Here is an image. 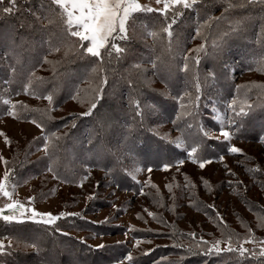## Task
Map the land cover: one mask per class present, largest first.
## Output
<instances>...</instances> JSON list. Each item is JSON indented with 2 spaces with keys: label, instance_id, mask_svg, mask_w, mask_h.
Wrapping results in <instances>:
<instances>
[{
  "label": "trees",
  "instance_id": "16d2710c",
  "mask_svg": "<svg viewBox=\"0 0 264 264\" xmlns=\"http://www.w3.org/2000/svg\"><path fill=\"white\" fill-rule=\"evenodd\" d=\"M7 7L15 10L6 14L3 9ZM175 11L182 15L171 29V38L162 29L173 19V10L167 16L156 11L133 14L129 39L120 42L128 51L119 58L115 53L111 58L105 53L101 61L79 51L78 38L67 34L60 19L61 9L51 4V0H16L15 5L0 0V117L7 115L15 104V118L36 121L42 129V134L30 144L27 142L16 150L14 156L19 154L18 162L9 172L8 182L19 186L35 177L41 181L49 173L59 182L73 186L82 183L88 169L93 168L102 170L109 178L108 183L138 192L140 184L131 176L136 167L159 170L165 163L172 167L182 160L198 163L219 158L226 150L225 142L207 138L203 131L210 120L207 101L213 106L224 97L226 101L231 99L234 129L243 130L256 117L264 115V0L253 3L198 0L192 9L178 5ZM150 32L157 35L153 37ZM201 45L204 47L196 51ZM56 48L60 50L55 51ZM238 74L242 77L236 80ZM50 94L51 105L44 99ZM18 95H25L26 99L11 100ZM97 96L98 99L94 98ZM5 100L9 103L5 104ZM73 100L81 112L55 114L54 108ZM137 100L145 113L143 117L136 115L134 101ZM239 102L244 104L238 107ZM91 103L96 108L90 115H82ZM149 105L153 107L149 109ZM241 108L246 115H236ZM157 124L174 129L177 137L168 140L160 136L153 129ZM261 127L260 132L264 131V125ZM242 130L239 135L244 133ZM45 138H50L47 151ZM181 142L185 149L177 148ZM41 146L44 152L38 153ZM193 148L197 151L189 157L188 152ZM255 169L252 175L264 178V166L258 161ZM170 181L166 184L169 192ZM191 181L189 177L187 197L209 214L203 200L198 199L200 185L191 187ZM201 183L211 185L207 179ZM39 185L35 187L34 197L48 191ZM145 194L150 198L148 203L154 214L151 219H157L153 222L165 227L164 235L173 245L138 253L132 256L131 264H145L147 259L149 264H264L263 255L250 252L241 255L227 249L208 253L210 243H203L227 241L231 237L234 246L240 240L257 238V234L264 233V206L260 203L246 201L252 218L239 215L236 224L219 221L213 215L215 228L206 232L200 227L185 229L178 225L177 219L164 218L166 202L161 204V200L165 196L155 185L150 184ZM81 223L75 216L59 218L53 225L31 221L9 223L0 219V239L7 238L12 244L0 254V264H32L36 260L46 263L56 254L59 259L80 256L84 251L82 246L63 245L68 239L60 231H77ZM134 231L140 239L158 234L149 225ZM29 243L37 248L29 250L25 247ZM96 251L85 250V257L95 255ZM165 254L168 260L161 258Z\"/></svg>",
  "mask_w": 264,
  "mask_h": 264
},
{
  "label": "rangeland",
  "instance_id": "374dc122",
  "mask_svg": "<svg viewBox=\"0 0 264 264\" xmlns=\"http://www.w3.org/2000/svg\"><path fill=\"white\" fill-rule=\"evenodd\" d=\"M138 2L152 9L163 8V2L158 4L156 0H138ZM239 77H242L241 74H238L236 80ZM248 84L250 83L248 82ZM221 90L224 89L221 88ZM23 98L25 95H18L11 100H22ZM224 98L226 99V97ZM225 99L213 106L210 101H207L210 120L208 119L203 126V131L207 138L225 142L224 148L226 150L218 155L219 158L206 160L210 162L206 163L204 168H200L199 162L185 160H182L183 163L179 162L168 169L153 170L136 167L131 176L140 184L138 192L122 190L117 185L108 183L109 178L106 174L102 170L93 168L88 169V174L85 176L87 178L82 183L73 186L59 182L49 173L41 181L35 177L19 186L14 184L16 182H8V178L6 186L11 193V198L0 194V209H3V215L12 214L11 210L4 208L6 204L19 201L20 204L24 205V208L19 209L18 213L25 212L26 215H31L27 211L29 208L41 213L49 212L53 215L64 212L68 214L64 217L75 216L82 222L77 231L71 229L60 231L67 234L68 240H65L63 245L68 246L76 243L75 245L80 244L82 246L84 251L80 253V256L67 255L59 259L56 254L49 262L44 263L36 260L32 264H131V261L125 258L128 254L138 256V253L144 254L151 248H164L173 245L164 235L167 231L165 227L153 222L157 219L152 220L148 214L152 212V208L149 207L148 203L150 198L145 193L150 184L159 188L165 196V200H161V204L166 202V216L163 214V217L168 216L167 218L177 219L178 225L185 229L200 227L206 232L213 231L215 228L213 215H216L219 221L226 220L233 224H236L239 215L244 216L245 219L252 218L247 209L246 201L252 199L264 206V178L254 177L255 163L258 161L264 166V142L259 137V135L264 136V131L260 132L261 126L264 125V115L256 117L257 119L252 120V125L246 126L243 130L241 128L234 129L230 118L229 102L231 99L227 101ZM243 104V102H239L237 105L241 107ZM236 110L239 111L237 106ZM54 111L56 115H61L73 111L81 112V108L74 105L73 100V103L54 108ZM116 120H119V117ZM222 128L232 133L229 140H224L221 136ZM153 129L168 140L175 139L178 134L174 132V129L160 124L155 125ZM241 130L244 133L239 135ZM0 133H2L0 135V156L4 157V160H0V178H3L4 172H10L18 162L19 154L14 156L16 150L22 149L27 142L30 144L35 137L42 134V129L37 127L33 121L20 120L7 114L0 117ZM5 137H7V142ZM183 143L177 144L179 145L177 148L185 149ZM233 145L240 148L241 152H229L228 148ZM38 148V153L44 152V147ZM221 156H223V160L220 159ZM189 177L193 180L191 187L200 185V192L197 191L198 199L203 200L204 205L208 207L209 214L204 212L200 206H196L192 198L187 197L188 192L190 193V186L187 183ZM170 179L172 181H170L171 190L169 192L166 189V184ZM204 179L209 180L213 188L211 185L204 186L201 183ZM38 185L43 186L48 191L37 193L34 197L36 192L34 190ZM30 197L32 199H29ZM174 201L175 204L172 205ZM191 202L194 205H191ZM170 211L173 213L171 212V214ZM39 220L40 218L37 217L36 220L24 221L46 225L37 222ZM148 225L154 228L158 234L151 237L145 236L141 239L136 238L134 229L144 230ZM240 227L242 228V226ZM241 228H239L240 231ZM257 235V238L240 240L238 245L232 247L239 248L242 245L248 249L247 252L261 255V249L264 248V233L260 232ZM0 241L7 244L9 239L1 238ZM225 242L221 241L220 247L226 250ZM30 245L29 243L27 248L33 250L34 248ZM97 245H104L105 247H97ZM87 249H96L97 251L95 255L85 257L84 252ZM155 253L161 254L163 252L156 251ZM163 256H161L162 260H168L166 254ZM147 261L150 260L147 259ZM147 261L143 263L149 264Z\"/></svg>",
  "mask_w": 264,
  "mask_h": 264
},
{
  "label": "snow or ice",
  "instance_id": "6c2138e0",
  "mask_svg": "<svg viewBox=\"0 0 264 264\" xmlns=\"http://www.w3.org/2000/svg\"><path fill=\"white\" fill-rule=\"evenodd\" d=\"M159 4L163 2V8L152 9L145 7L140 4L138 0H51V4L58 6L61 9L60 19L64 25V29L70 37L78 38L77 43L79 44V51L86 56L98 58L101 61L104 59V54L107 53L109 58L112 57L113 53H115L116 57L119 58L123 54H125L128 49L125 47H121V41H128V27L131 19L133 18V14L139 12H160L167 16L169 10H173V19L168 23L166 27L162 29L163 32L167 33L168 37L171 38L173 36V32L171 29L178 22L177 18L182 15V12L175 11L176 6L181 5L183 9H192L198 2V0H156ZM249 3L255 2V0H248ZM10 5H15L16 0H9ZM231 7V5H229ZM243 6V5H241ZM15 9L14 7H7L3 9L4 13H11ZM37 21L40 19L39 16L36 17ZM51 23V21H49ZM23 26V24L21 25ZM35 25H30V27H34ZM199 33V29H197ZM150 35L155 37L157 35L156 32H150ZM204 45L199 46L196 51H200ZM214 47L216 45L214 44ZM55 51H59V48L54 49ZM187 59V57H185ZM45 62H47V58H45ZM135 67H139V65H135ZM184 70H187V64L184 65ZM211 75V74H210ZM106 79L104 83H106ZM131 84V82H129ZM28 85H25V90L27 91ZM200 85L197 82V91L199 92ZM76 97L74 96L73 99ZM98 99L97 97H94ZM51 105L53 103V96L47 95L44 97ZM199 99V97H198ZM5 104H8L9 101L5 100ZM135 107L137 109L136 115L143 117L145 115L144 111L140 108V102L134 101ZM95 103H91L89 110L87 112L82 113V115H90L92 110L96 108ZM15 107L13 104L8 111L9 115L15 116ZM151 109L153 106H147ZM238 116L246 115L244 109L241 108L239 113H236ZM36 123V121H33ZM232 124H235V120L231 121ZM37 127H41V125H37ZM2 135V133H0ZM232 133L229 131L221 129V136L224 140H229L231 138ZM50 138H45V151L48 149V143ZM5 141L7 142V137H5ZM261 141L264 142V136L261 137ZM179 146V145H177ZM197 151V149L193 148L188 152V156L192 157L193 154ZM228 151L231 153H239L241 149L236 146H230ZM223 160V156L220 157ZM0 160H4V157L0 156ZM7 163V161H4ZM199 166L200 168H204L205 164L210 161L200 160ZM183 163V161H180ZM164 169H168L170 167L169 164L165 163L163 165ZM49 171L52 170L51 166H49ZM151 171V169H149ZM9 178V171H5L3 174V178H0V194L4 197L11 198V193L7 190L6 181ZM87 177H84L86 179ZM29 199H32L31 197ZM5 209L11 210V215H3V209H0V219H3L5 222H16L23 223L24 220H36L37 217L40 218L37 222H42L46 225H53L57 219L60 217H64L68 215L67 213L61 212L59 215H53L49 212H37L35 209L29 208L27 209L31 215H26L25 212H19L18 210L24 208V205L20 204L19 201H12L4 206ZM18 213V214H17ZM150 216L154 215L153 213H148ZM222 219V218H221ZM56 231H60L58 228ZM251 232V229L248 230ZM67 235L66 233H64ZM205 245L210 246L207 247L208 253H220L225 249L221 248V240H214L212 242L203 241ZM228 251H239L241 255L248 251V249L244 248L242 245L239 248L233 249L231 237L225 242ZM12 246L11 241L7 245L3 241H0V254L4 253L6 248H10ZM25 247H29V245H25ZM32 248H37L35 244L30 245ZM97 247H105L104 245H97ZM261 255H264V248L261 249ZM127 260L131 261L132 256L128 254L125 257Z\"/></svg>",
  "mask_w": 264,
  "mask_h": 264
}]
</instances>
